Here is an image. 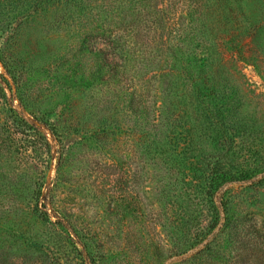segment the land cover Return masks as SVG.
<instances>
[{"label": "rangeland", "instance_id": "374dc122", "mask_svg": "<svg viewBox=\"0 0 264 264\" xmlns=\"http://www.w3.org/2000/svg\"><path fill=\"white\" fill-rule=\"evenodd\" d=\"M35 1L0 0V264H241L232 253L219 261L205 250L228 221L223 235L239 224L247 235L252 225L264 231L263 196L246 191L243 200H228L229 212L222 206L226 192L263 177L215 196L220 223L202 240L213 210L164 192L174 176L144 153L141 121L129 113L131 85L145 96L147 76L141 64L118 60L110 42L127 35L129 12L113 10L119 0H56L55 8ZM66 4L75 7L63 17ZM143 29L126 36L131 56L147 42ZM85 45L93 53L84 55ZM261 45L264 36L239 62L256 106L264 101ZM260 109L246 114L258 116L263 133ZM257 140L235 143L250 171L264 164Z\"/></svg>", "mask_w": 264, "mask_h": 264}, {"label": "trees", "instance_id": "16d2710c", "mask_svg": "<svg viewBox=\"0 0 264 264\" xmlns=\"http://www.w3.org/2000/svg\"><path fill=\"white\" fill-rule=\"evenodd\" d=\"M119 1L113 10L130 14L126 34L138 37L143 27L142 37L147 39L132 56L126 52L127 35L110 39L117 59L124 64H141L147 76L145 96L137 93L135 81L131 85L129 113L141 121L139 133L144 153L156 166L174 176L172 185L164 192L172 194L170 197L176 202L207 201L213 210L212 223L200 234L204 240L220 223L214 198L223 189L250 183L259 175L263 177L251 188L226 192L222 206L227 212L231 210L228 200H234L235 204L246 191H251L253 197H264V164L254 171L245 169L246 163L239 164V148L235 147L236 142L244 144L256 138L264 151V132L257 131L258 116L246 114L248 108L254 107V113L260 115L264 101L253 105L244 91L239 66L247 58L245 49L253 53L252 46L264 36V0ZM48 4L57 6L56 0L35 1L38 7ZM66 6L68 11L63 17L75 7ZM105 34L99 28L95 33L100 37ZM261 46L263 54L264 45ZM91 51L86 45L82 49L84 55ZM254 62L257 64L258 59ZM112 71L113 76L119 75L116 67ZM230 225L228 221L223 232ZM223 232L205 250L215 254L216 260H225L227 252L241 264H264V238L254 235L256 232L264 235L259 227L250 226V235L240 224L233 226L228 235ZM223 236L228 237L225 247L219 243ZM252 238L259 242H253ZM202 240L196 241L191 249Z\"/></svg>", "mask_w": 264, "mask_h": 264}]
</instances>
